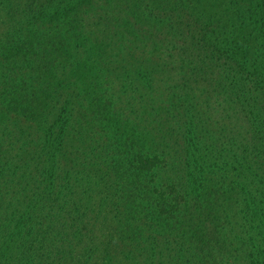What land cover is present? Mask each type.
<instances>
[{
    "label": "trees",
    "instance_id": "16d2710c",
    "mask_svg": "<svg viewBox=\"0 0 264 264\" xmlns=\"http://www.w3.org/2000/svg\"><path fill=\"white\" fill-rule=\"evenodd\" d=\"M0 7L22 28L0 73L19 51L56 85L0 97V264H264V0ZM43 40L75 44L88 96L33 61Z\"/></svg>",
    "mask_w": 264,
    "mask_h": 264
},
{
    "label": "rangeland",
    "instance_id": "374dc122",
    "mask_svg": "<svg viewBox=\"0 0 264 264\" xmlns=\"http://www.w3.org/2000/svg\"><path fill=\"white\" fill-rule=\"evenodd\" d=\"M1 9L2 7H0V10ZM2 11H0V44H4L7 41L6 36H3L5 35L4 32L8 31L17 35V33L22 30V28H17V26H15L13 23L11 24L9 29L4 30L5 25L3 24V22L5 19ZM24 38L25 37H17L16 45L21 51L26 52L27 45L23 42ZM13 42L15 41H12L11 43ZM34 47H37V50L34 51L36 52V54L33 56V61H39L40 65H53L54 63H57L61 66V69L55 76L56 80L60 81L58 83V87L64 85H77V87L80 88L86 96H88V94L94 87V85L92 84L94 80H91L86 86H84L85 83H82V78L84 77L85 73L84 66L87 61H85L81 66H76L74 56L75 44L71 43L68 45V47H72V50L74 52L72 54L68 52L64 56H61L59 50L56 47L51 46L45 40L40 41L39 44H35ZM14 50L18 49L14 48L12 52ZM10 59L11 68H4V70H2V72L0 73V97L3 95L12 104H14L15 102L17 103V101H20V99H23L20 104L17 103L21 107H25V105H22V103L26 104V102L24 101L30 102L31 98H34L31 101L39 102L41 100H45L46 102L51 103L52 95H50V93L53 94L54 88L56 87V85L52 86V78H50V76L49 78L39 77L41 75V72L38 73L36 71L34 75L36 76L37 80L40 81V84L38 86L32 87L30 85V82H32L33 80H31L28 76V67H25L22 63L23 59H27V55L25 54L23 56L19 51H15L10 55ZM5 61H7V59L5 60L3 55L1 65H3ZM30 75H32V70ZM90 79L88 78V80ZM22 81L27 82V85L22 86ZM89 84L91 85V87L89 88V90H87ZM38 89H41L43 93H39ZM99 91L100 89L95 87V92L99 93ZM0 146L2 147V151H4L5 153V156L3 158L9 159L17 151L18 143H15L14 141L10 143L8 141V137L6 136L5 138L0 139ZM2 182L4 183L3 178L0 179V189H2L3 186ZM240 264H243L242 258Z\"/></svg>",
    "mask_w": 264,
    "mask_h": 264
}]
</instances>
